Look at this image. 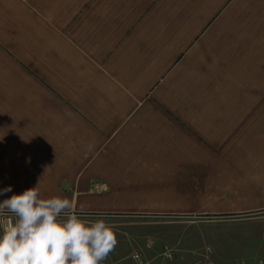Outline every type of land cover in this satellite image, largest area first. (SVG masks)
<instances>
[{"label": "crops", "instance_id": "crops-1", "mask_svg": "<svg viewBox=\"0 0 264 264\" xmlns=\"http://www.w3.org/2000/svg\"><path fill=\"white\" fill-rule=\"evenodd\" d=\"M0 79L84 196L203 177L233 191L211 264L264 261V0H0Z\"/></svg>", "mask_w": 264, "mask_h": 264}, {"label": "rangeland", "instance_id": "rangeland-1", "mask_svg": "<svg viewBox=\"0 0 264 264\" xmlns=\"http://www.w3.org/2000/svg\"><path fill=\"white\" fill-rule=\"evenodd\" d=\"M12 88L13 93L0 84V190L12 189L0 195V203L36 186L41 198H68L72 213L113 226L115 245L104 259L106 264H211L209 233L225 217L204 211L229 206L233 191L217 189L218 183L202 177L195 188L190 187L195 196L189 198L135 197L136 191L131 196L86 197L83 183L65 172V151L49 140V134L40 132L38 119L30 117L33 102L17 101ZM67 214L62 213V218ZM11 219L5 209L0 229Z\"/></svg>", "mask_w": 264, "mask_h": 264}, {"label": "clouds", "instance_id": "clouds-1", "mask_svg": "<svg viewBox=\"0 0 264 264\" xmlns=\"http://www.w3.org/2000/svg\"><path fill=\"white\" fill-rule=\"evenodd\" d=\"M5 209L12 219L0 229V264H100L115 245L112 225L72 213L66 197L41 198L38 186L5 199Z\"/></svg>", "mask_w": 264, "mask_h": 264}, {"label": "built area", "instance_id": "built-area-1", "mask_svg": "<svg viewBox=\"0 0 264 264\" xmlns=\"http://www.w3.org/2000/svg\"><path fill=\"white\" fill-rule=\"evenodd\" d=\"M10 222H11V220H8V221L5 223V225H4L3 228L7 227L8 224H9ZM134 259H135L137 262H141V261H142L139 255H134ZM100 264H106V263H105L104 260H103V261L100 262ZM226 264H264V261H260V262H256V263L235 262V263H226Z\"/></svg>", "mask_w": 264, "mask_h": 264}]
</instances>
